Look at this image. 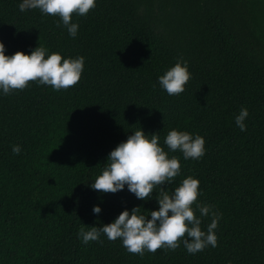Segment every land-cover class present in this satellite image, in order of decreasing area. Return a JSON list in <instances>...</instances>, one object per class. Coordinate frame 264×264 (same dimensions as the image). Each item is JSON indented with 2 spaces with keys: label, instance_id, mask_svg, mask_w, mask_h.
I'll list each match as a JSON object with an SVG mask.
<instances>
[{
  "label": "trees",
  "instance_id": "16d2710c",
  "mask_svg": "<svg viewBox=\"0 0 264 264\" xmlns=\"http://www.w3.org/2000/svg\"><path fill=\"white\" fill-rule=\"evenodd\" d=\"M21 2L0 0L5 55L43 46L83 56L84 69L67 90L38 82L0 90V264H264V0H95L87 15H73L75 38L59 17L21 12ZM178 59L191 79L169 96L158 77ZM242 106L245 131L235 124ZM139 128L157 133L165 151L173 128L205 139L199 160L169 152L181 169L162 187L171 193L187 176L198 179L197 203L221 216L217 247L193 255L181 243L141 257L104 234L88 244L78 237L81 223L158 210L155 191L142 201L127 186L115 194L90 187L109 152ZM195 215L206 231L211 216Z\"/></svg>",
  "mask_w": 264,
  "mask_h": 264
},
{
  "label": "clouds",
  "instance_id": "9594fccd",
  "mask_svg": "<svg viewBox=\"0 0 264 264\" xmlns=\"http://www.w3.org/2000/svg\"><path fill=\"white\" fill-rule=\"evenodd\" d=\"M95 6V0H22L18 5L21 12L38 9L42 14L59 17L57 27L62 24L73 38L78 31V24L72 23L73 15H87ZM5 52L0 42V90L4 95L22 91L30 82L51 86L55 91L67 90L79 83L84 69L83 56L64 58L59 53H49L43 46L35 47L30 54L17 51L5 55ZM190 79L187 62L178 59L158 77V82L169 96H179ZM248 115L247 108L242 106L235 117L241 131L246 130L244 121ZM164 145L168 151L160 145L157 133L148 135L139 128L109 152L105 167L90 187L102 194H115L127 186V190L142 201L151 199L155 191L158 210L146 211L145 215L142 208L136 206L131 211H121L114 221L99 227L81 223L78 237L82 243L102 242L100 236L104 234L109 241L119 239L130 254L141 257L145 252L155 254L161 249L175 251L181 243L193 255L208 246L217 247L214 230L221 216L213 206L197 203L198 179L187 176L171 193L162 187L180 174L179 158L169 156V152L179 151L185 160H199L205 154V139L199 134L173 128L167 132ZM12 152L20 154V146L13 145ZM196 209L201 217L211 216L206 231L201 229ZM92 211L98 215L101 208L94 205Z\"/></svg>",
  "mask_w": 264,
  "mask_h": 264
}]
</instances>
